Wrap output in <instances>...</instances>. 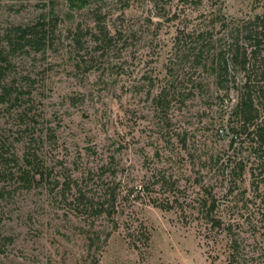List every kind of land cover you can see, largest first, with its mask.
<instances>
[{
	"label": "rangeland",
	"instance_id": "1",
	"mask_svg": "<svg viewBox=\"0 0 264 264\" xmlns=\"http://www.w3.org/2000/svg\"><path fill=\"white\" fill-rule=\"evenodd\" d=\"M262 10L264 0H0L13 89L0 153L21 163L34 152L44 166L29 188L0 180V264H264V155L231 145L236 94L207 66L226 47L224 25ZM16 27H35L39 45L8 46Z\"/></svg>",
	"mask_w": 264,
	"mask_h": 264
},
{
	"label": "trees",
	"instance_id": "2",
	"mask_svg": "<svg viewBox=\"0 0 264 264\" xmlns=\"http://www.w3.org/2000/svg\"><path fill=\"white\" fill-rule=\"evenodd\" d=\"M71 7H81L85 0H68ZM222 24V23H221ZM226 26V47L218 51L208 63V68L218 84L230 85L235 91V101L231 107L232 118L231 145L234 142L242 144L250 141V152L255 157L263 160L264 155V10L254 13L252 16L233 22L230 27ZM15 38L8 39L7 45L23 48L27 44L39 45L35 27H16ZM206 46V45H205ZM2 48V49H1ZM0 48V103L10 100L13 89L10 85L2 83L4 73L2 62L7 61L4 57V47ZM205 66V65H204ZM17 98V95L15 96ZM244 140V141H243ZM12 162V163H11ZM10 164H12L10 166ZM0 180L10 178L19 181L24 188L41 181L44 174V166L34 152L23 155L22 162L18 163L17 157H4L0 153ZM9 166V169H6ZM13 167H17L16 170ZM238 175L245 168L240 161ZM85 210L93 215L106 213L111 216L113 210L104 207L103 204L93 205L85 203ZM110 233H106L104 241ZM90 242L93 239L90 238ZM84 264H98V259L93 256Z\"/></svg>",
	"mask_w": 264,
	"mask_h": 264
}]
</instances>
